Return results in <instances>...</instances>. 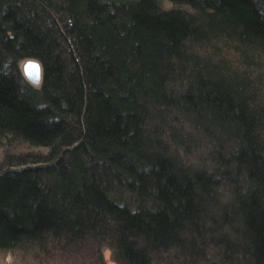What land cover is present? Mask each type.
<instances>
[{"label": "trees", "instance_id": "trees-1", "mask_svg": "<svg viewBox=\"0 0 264 264\" xmlns=\"http://www.w3.org/2000/svg\"><path fill=\"white\" fill-rule=\"evenodd\" d=\"M0 55L9 264H264V0H0Z\"/></svg>", "mask_w": 264, "mask_h": 264}, {"label": "rangeland", "instance_id": "rangeland-1", "mask_svg": "<svg viewBox=\"0 0 264 264\" xmlns=\"http://www.w3.org/2000/svg\"><path fill=\"white\" fill-rule=\"evenodd\" d=\"M36 60L40 63V61L35 58V57H32V56H29V57H24V56H20L18 57V59L16 60V67L15 69L13 68L12 71L15 72V74L17 75V77L20 79V90L23 92V91H29V90H32V88L34 89H38L40 86V82L38 84H34L32 83L24 74L23 72V64L25 61L27 60ZM41 65V63H40ZM0 66L1 67H6V63L3 61V55L1 56L0 55ZM7 68V67H6ZM41 69H42V66H41ZM41 79H42V72H41ZM103 255H104V258H105V261H106V264H118L114 259H113V256L111 254V251L110 249L108 248H103ZM9 261H10V255L9 254H2L0 255V264H9Z\"/></svg>", "mask_w": 264, "mask_h": 264}, {"label": "water", "instance_id": "water-1", "mask_svg": "<svg viewBox=\"0 0 264 264\" xmlns=\"http://www.w3.org/2000/svg\"><path fill=\"white\" fill-rule=\"evenodd\" d=\"M23 72L25 76L34 84H38L41 80V65L36 60H27L23 64Z\"/></svg>", "mask_w": 264, "mask_h": 264}]
</instances>
